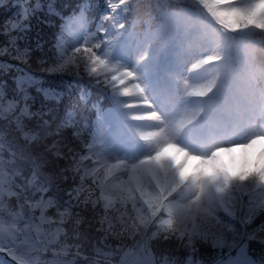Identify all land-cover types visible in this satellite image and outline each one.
Here are the masks:
<instances>
[{
    "label": "snow or ice",
    "instance_id": "1",
    "mask_svg": "<svg viewBox=\"0 0 264 264\" xmlns=\"http://www.w3.org/2000/svg\"><path fill=\"white\" fill-rule=\"evenodd\" d=\"M0 264H264V0H0Z\"/></svg>",
    "mask_w": 264,
    "mask_h": 264
}]
</instances>
